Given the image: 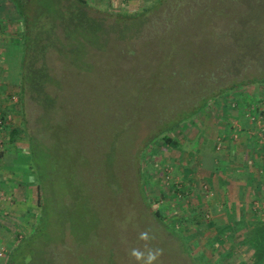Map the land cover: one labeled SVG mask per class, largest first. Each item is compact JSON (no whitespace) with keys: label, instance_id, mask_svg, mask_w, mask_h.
<instances>
[{"label":"rangeland","instance_id":"rangeland-1","mask_svg":"<svg viewBox=\"0 0 264 264\" xmlns=\"http://www.w3.org/2000/svg\"><path fill=\"white\" fill-rule=\"evenodd\" d=\"M156 1L142 7L103 6L93 0H87L88 5L77 0H26L24 6L15 1L21 16L28 8L33 15L30 30H25L27 25L21 28L29 39L24 52L29 43L31 75L40 68L54 76L62 108L51 120L44 119L43 126L37 121L41 110L35 92L27 90L21 103V82L18 123L28 141V175L34 183L23 189L18 181L19 189L13 187L10 194L0 189V264H8L24 239L30 264H144L131 256L134 248L144 253V260L149 249H162L154 264H236L222 251L223 244L207 233L210 228L216 233L223 220L221 156L214 151L219 144L210 141L206 148L196 149L220 103L243 86L264 85V0H175L177 17L170 24L176 29L175 41L158 40L170 29L156 21L152 29L161 33L118 41L115 34L124 28L115 23V15L141 11ZM158 48L163 55L156 59L153 51ZM244 49L249 51L246 56ZM120 50L129 59L115 57ZM122 61L123 67L134 70L123 68ZM137 63L155 67L135 71ZM218 73L210 91L247 82L223 90L155 138L153 132L161 133L175 117V110L164 111L177 102L195 104L197 89L211 84ZM41 126L44 131L36 137L47 152L45 164L53 168V180L46 187L48 216L36 229L39 182L29 135ZM14 174L23 176L21 170ZM143 231L149 232L148 241L139 239ZM239 256L250 263V251Z\"/></svg>","mask_w":264,"mask_h":264},{"label":"crops","instance_id":"crops-1","mask_svg":"<svg viewBox=\"0 0 264 264\" xmlns=\"http://www.w3.org/2000/svg\"><path fill=\"white\" fill-rule=\"evenodd\" d=\"M93 1L120 7L123 4L142 7L149 2ZM24 21L15 0H0V189L6 188L8 194L13 187L19 189L18 181H22L23 189L34 183L28 175L31 172L25 152L29 151L28 141L23 137L17 115L16 95L22 82L25 46V33L21 29L26 28ZM232 96L220 103L218 115L209 122L210 130L203 132V143H198L196 149L215 142L219 146L214 151H220L221 156L218 188L223 198L224 209L220 213L223 220L216 226V233L211 228L207 233L223 244L222 251L230 260L234 257L236 264H264V253H259L264 249V85L243 86ZM236 133L238 138L234 137ZM18 170L22 171L21 179L14 174ZM1 196L2 192L0 200ZM0 234H3L1 228ZM243 250L251 252L250 263L246 258L240 260L239 252Z\"/></svg>","mask_w":264,"mask_h":264},{"label":"trees","instance_id":"trees-1","mask_svg":"<svg viewBox=\"0 0 264 264\" xmlns=\"http://www.w3.org/2000/svg\"><path fill=\"white\" fill-rule=\"evenodd\" d=\"M16 2L21 1V4H26L24 3L26 0H15ZM80 4L82 5H88L87 0H77ZM189 0H186V2H188ZM173 3H175V0H157L156 2H154L153 4H151L150 6L142 9L141 11L135 12V13H129V12H122V13H117L115 15L116 17V24H118L121 28V25L123 26L124 30L115 34L116 39L119 41V39H131L133 37H142V36H149L153 33L157 34V33H161L160 29L158 28L157 30H153L152 29V24L153 21H156V23H158V26H165L167 27L168 30L165 34L163 39L161 37H158V40L161 41L162 43H165L167 40H170L171 42L175 41L176 37L174 38V34H175V26L174 25H170L172 23L171 19H176L177 15L174 12V6ZM185 5H187V3H185ZM29 9V8H28ZM25 11L24 9V17L25 20L27 18H31L32 15V11L29 10ZM67 10V9H66ZM70 10V9H68ZM81 13H83V11H79ZM75 13L78 14V12L75 11ZM173 15H171V14ZM180 15L182 16V14L185 15V11L181 10L179 11ZM85 14V13H83ZM86 15V19L90 20L91 17H89L87 14ZM152 15L153 18L150 16ZM170 20H169V19ZM31 19H27V29L26 30H30V21ZM97 21V20H96ZM98 22V21H97ZM101 25H104L102 22H98ZM114 23V24H115ZM121 24V25H120ZM148 25V28L146 27ZM150 26V27H149ZM26 31V32H28ZM143 39V38H142ZM25 40L28 42V36L25 37ZM144 40V39H143ZM25 41V42H26ZM145 41V40H144ZM148 42V41H146ZM145 43V42H144ZM149 43V42H148ZM29 44V43H28ZM28 44H27V48H26V52L24 57H23V61H22V83H23V92L21 94V98L20 101L21 103L24 102V95L26 97L27 95V90L34 93L35 92V97L33 96V98H35L37 100V104L39 105V108L41 110L37 121L43 123V120H51L53 118V115L55 114V112L59 115L60 114V102L59 99L55 96V89L53 86V82L55 81L54 76H52L51 74L49 75L46 70H42L40 72V68L36 69L35 71L33 70V73H36L34 76L31 75L32 70H29V66L27 64V59H28V55H29V51H28ZM150 44V43H149ZM244 44V43H242ZM153 45H155L153 43ZM243 51V56L248 55L249 51H247V49L242 50ZM157 56H153L156 59L160 58L163 55V52L160 56V50L158 49H154L153 51ZM259 53H257L256 55H258ZM255 55V56H256ZM115 57H120V58H125V59H129L128 55H125L122 50L119 51V53L114 54ZM155 63V62H154ZM124 62L122 61V67H123ZM138 64V63H137ZM129 65L126 64L125 69L128 70H134V68H129ZM146 65L145 67H140L139 64L138 66H136L137 70L135 71H140V68H145L144 70H147L149 68H153V66L155 67L154 64H152L151 66ZM139 69V70H138ZM234 69V67L232 68ZM231 69V70H232ZM31 71V72H30ZM44 71V72H43ZM148 71V70H147ZM149 72V71H148ZM147 72V73H148ZM229 72V71H226ZM39 73V76H37ZM146 73V74H147ZM220 73H218V75L216 77L211 78L212 80L210 81L211 84L203 86L201 85V87L199 89H197L196 91V95L195 98L193 99L196 103L195 104H189V107L186 105L185 102L182 103H176V105H173L171 108H167L164 112L169 111V109H171L172 111L175 112V117H173L174 119H171L170 122H168V127H165L162 129L161 133L159 131H154L153 132V136L156 138V136L158 134H162L164 132L173 130L175 127H177L179 125L180 122H182L183 120H185L186 118L190 117L191 115L195 114L196 112H198L201 108H203L208 101L212 100L213 98L217 97L223 90H234L236 89V87L242 84H245L247 82V80L245 81H238L235 85H231L227 88H223L220 89V92L216 93L215 89L210 91L211 86L213 85V83L215 82V80L217 79V77L219 76ZM224 74V72H223ZM34 80V81H33ZM54 80V81H53ZM257 81V80H254ZM45 82H49V87L46 88L45 87ZM259 82V81H257ZM39 83V84H38ZM191 99V98H190ZM51 100L54 101V103L52 104ZM57 104V105H56ZM204 104V105H203ZM182 107L184 110L183 111H179L177 112V110ZM188 114H191L190 116H188ZM56 115V114H55ZM42 116L44 118H42ZM153 118V116H152ZM155 119H153L152 121H154ZM46 125V123H43V126ZM43 126H41L39 129H37L35 127L34 129V135H29V140H30V147H31V156L33 159V167L37 173V177H38V201H39V223L36 226V229L40 227V223L43 220V218L45 216H48L47 211H45L44 205H45V200L46 197L48 195L47 193V183L52 179V170L53 168L50 167H46V155L47 152L46 151H42V146L40 144L41 140H39L36 137V133H41L42 131H44ZM167 141H170V137L165 136ZM133 140V138L131 139V141ZM130 141V142H131ZM147 145V143H146ZM141 147L140 150L144 149L145 146ZM40 151H37V150ZM46 168H47V172H46ZM52 168V169H51ZM139 175H141L142 178V171L139 169ZM140 180V179H139ZM143 195V194H142ZM155 215L158 216L161 219V212L159 210L155 211ZM25 240V239H24ZM20 241V243L17 245V247L15 248V250L11 253L10 257H9V261L8 264H30V262L32 261V256H31V252L28 249H25L22 242L24 241ZM259 253H264V249L259 252Z\"/></svg>","mask_w":264,"mask_h":264},{"label":"clouds","instance_id":"clouds-1","mask_svg":"<svg viewBox=\"0 0 264 264\" xmlns=\"http://www.w3.org/2000/svg\"><path fill=\"white\" fill-rule=\"evenodd\" d=\"M154 238V237H152ZM139 239L148 241L149 240V232L143 231L139 234ZM163 250L160 248L149 249L147 260H144V253L141 252L139 249H132L131 256H133L137 261H143L144 264H154L155 261L162 255Z\"/></svg>","mask_w":264,"mask_h":264},{"label":"built area","instance_id":"built-area-1","mask_svg":"<svg viewBox=\"0 0 264 264\" xmlns=\"http://www.w3.org/2000/svg\"><path fill=\"white\" fill-rule=\"evenodd\" d=\"M234 137H235V138H238V137H239V135L236 133V134L234 135Z\"/></svg>","mask_w":264,"mask_h":264}]
</instances>
